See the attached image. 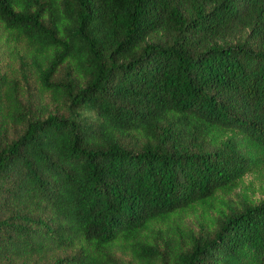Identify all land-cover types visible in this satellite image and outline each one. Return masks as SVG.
<instances>
[{
  "label": "trees",
  "instance_id": "16d2710c",
  "mask_svg": "<svg viewBox=\"0 0 264 264\" xmlns=\"http://www.w3.org/2000/svg\"><path fill=\"white\" fill-rule=\"evenodd\" d=\"M0 63V264H264V199L146 234L263 159L264 0H0Z\"/></svg>",
  "mask_w": 264,
  "mask_h": 264
},
{
  "label": "rangeland",
  "instance_id": "374dc122",
  "mask_svg": "<svg viewBox=\"0 0 264 264\" xmlns=\"http://www.w3.org/2000/svg\"><path fill=\"white\" fill-rule=\"evenodd\" d=\"M1 66V63H0ZM17 80L23 89L25 96L22 99L26 109L35 111L38 98L40 96L36 76L33 68L25 55L17 61ZM3 71L0 69V72ZM55 109V108H54ZM21 125L14 126L11 134L17 136L21 132ZM231 131H225V137H230ZM252 150L256 156H262L261 161L256 164L250 172L239 179L234 185L224 190H218L214 197L205 202L195 203L191 208L178 211L175 215L159 220L154 227L158 231H148L146 234L154 239L156 244L162 245L163 237H171L173 242L182 239L188 241L191 232L199 233L201 230H211L217 224L220 212L228 210L236 205L240 200L246 199L248 202L258 204L264 199V153L246 145V150ZM169 235V236H168Z\"/></svg>",
  "mask_w": 264,
  "mask_h": 264
}]
</instances>
